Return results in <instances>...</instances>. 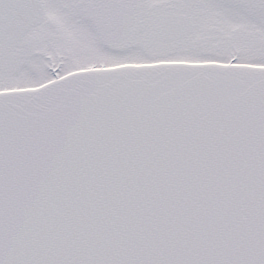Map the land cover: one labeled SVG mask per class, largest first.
Segmentation results:
<instances>
[{
    "label": "snow or ice",
    "instance_id": "obj_1",
    "mask_svg": "<svg viewBox=\"0 0 264 264\" xmlns=\"http://www.w3.org/2000/svg\"><path fill=\"white\" fill-rule=\"evenodd\" d=\"M0 264H264V0H0Z\"/></svg>",
    "mask_w": 264,
    "mask_h": 264
}]
</instances>
